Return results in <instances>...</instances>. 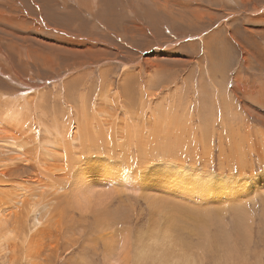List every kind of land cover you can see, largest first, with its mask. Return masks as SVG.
Returning <instances> with one entry per match:
<instances>
[{
	"label": "rangeland",
	"instance_id": "1",
	"mask_svg": "<svg viewBox=\"0 0 264 264\" xmlns=\"http://www.w3.org/2000/svg\"><path fill=\"white\" fill-rule=\"evenodd\" d=\"M107 86L113 97L125 95L127 137L122 146L117 149L116 142V153L110 143V150L93 147L79 157L75 154L71 168L62 161L70 172L59 192L50 182L56 174L52 178L47 173L46 184L52 186L37 191L29 184L30 202L41 210L34 208L42 219L40 227L34 224L30 202L19 209L0 195L7 216L2 214L0 226L6 228L9 221V237L16 236L25 246L11 262L0 228V264H111L118 259L127 264H199L200 258L203 264H264V0H0L1 97L32 100L30 109L49 128L64 111L62 101L73 105L71 98L96 95L90 101L98 105L106 98L97 92ZM126 86L131 96L122 90ZM145 91L165 114L179 110L181 126L169 130L163 121L151 124L145 103L139 102L149 99ZM64 112L70 118V111ZM109 122L108 131L112 118ZM38 144L32 142L35 148ZM2 146L0 166L20 157ZM35 153L42 154L40 149ZM160 165L176 167L173 178L186 186L187 194L171 188V172H160ZM181 167L211 173L212 179H231L233 185L224 194L205 193V186L197 188L184 178ZM28 169L26 165L20 170L17 180L35 173ZM125 169L133 183L117 182ZM86 177L93 179L86 182ZM148 182L151 189L145 187ZM17 192L12 191L14 200ZM89 197L87 206L106 202L104 210L84 214L77 201ZM177 203L200 212L183 215L174 208L181 207ZM169 211L181 219L172 221ZM124 242L126 249L121 248ZM138 243L149 246V254L139 257ZM158 253L180 254L182 259L162 263Z\"/></svg>",
	"mask_w": 264,
	"mask_h": 264
},
{
	"label": "bare ground",
	"instance_id": "2",
	"mask_svg": "<svg viewBox=\"0 0 264 264\" xmlns=\"http://www.w3.org/2000/svg\"><path fill=\"white\" fill-rule=\"evenodd\" d=\"M87 3V2H86ZM46 26V25H45ZM81 76V75H80ZM125 80H127L126 78H124ZM125 82V81H124ZM122 82V84L124 83ZM124 85V84H123ZM126 85V84H125ZM122 86V85H121ZM177 88V87H176ZM75 89V88H74ZM101 91L97 92V97H101V98H106L105 100H101V103H99L98 105H95V102L91 103L90 101V98H92L91 96L93 95H90V96H87V100L85 98H82L80 100H77V98H71V100L73 101V105H70V103L68 102H63L62 101V106H64V111H70V118L68 116V113H65L64 111H61V115L58 116L57 118H54V122L53 124H51L48 127H44L41 123L40 120L37 119L36 117V110H31L30 107H34V105L31 104V102H33L32 100L30 101V103H27L25 102V100L23 99H17V100H14L12 101L11 99H6V98H3V96L1 97L0 96V132H2V137H0V143L3 145L2 148L5 149V148H10L12 150H14L17 154L20 155V157L16 158V159H11L12 160V164L10 163H7V164H3L0 166V195L1 197L4 196V201L6 202H10L9 199H11V202H14L12 204H15L14 206H16L17 208L21 209V207L25 206L27 204V202L29 203L30 200H31V195L32 192L31 190H27L26 188L28 187H32V184H35L36 185V190H41L45 187L48 186V184H46L48 181H47V173H50L51 177L52 175H55L56 174V177L57 179H54L53 181H50L51 184H54L55 186H52V188H56L55 189H52L51 190H55V192H59L61 189H64L62 186L64 185L63 184V180L67 179L68 178V173L70 172V169L68 170V168L70 166H73V164L75 163H71L70 161H72L71 159H73V157L75 156H81V153L82 155L85 154L86 151H94L92 148L95 147H100L101 151H105V146L108 150L111 149V145H113V149H111V152H114L116 153L117 152V149L120 148L122 145V140H123V137H127V133H126V129L124 127L125 125V122L124 121V118L122 117L123 116V111L125 109L124 107V99H125V95H121V93H118L120 94V96L118 97H113L114 95L112 94L111 92V89L112 87H106V88H103L101 87L100 88ZM128 86L126 87H123L122 90H125V94L127 96H131L132 93L130 92V90H128ZM153 91V90H152ZM146 92V96L149 97V95H151V93H148L147 94V91ZM66 93V92H65ZM117 94V93H116ZM118 95V94H117ZM74 96V95H73ZM72 96V97H73ZM80 96V95H79ZM96 96V95H95ZM93 96V98L95 97ZM85 97V96H83ZM100 98V99H101ZM141 98V97H140ZM77 100V101H76ZM92 100V99H91ZM154 99H145V100H139L140 103L144 104L145 103V107H146V110H145V114L146 113H149L147 116H146V119L152 124L154 123L156 120H157V124L161 123H164L166 126L169 127V130H174V129H177L178 126H181L180 124L183 122V120H181V118H179L178 116L180 115L179 114V110H174V109H171V110H166L167 113L165 114L164 111H161L158 107H156V104H154L152 101ZM98 101V100H97ZM144 102V103H143ZM155 102V101H154ZM72 103V102H71ZM77 105H80V109H76L78 106ZM101 105V106H100ZM73 106V107H72ZM57 107V106H56ZM61 107V106H60ZM38 108V107H37ZM102 108V109H101ZM126 111V110H125ZM182 112V111H181ZM189 113V112H188ZM112 114V115H111ZM168 115V116H167ZM68 116L70 122H65V120H67L68 118L66 117ZM140 116V115H139ZM165 116V117H164ZM182 116V115H181ZM191 116V115H190ZM145 117V116H144ZM166 117L170 118L169 120V123L167 122L166 120ZM183 117V116H182ZM192 117V116H191ZM111 118H112V126H111V129L114 128L112 131L109 128L108 126H110V122L111 121ZM115 118V119H114ZM174 118V119H173ZM177 118H179V120H181V122H179L178 120H176ZM190 118V117H189ZM139 119V118H138ZM174 120V121H173ZM138 121V120H137ZM141 121V120H140ZM144 121V119H143ZM170 121H173L172 122V126L170 125ZM128 123V121H127ZM136 123V122H135ZM110 124V125H108ZM148 124V123H147ZM43 128H42V126ZM115 125V127H113ZM149 125V124H148ZM105 126V127H103ZM131 126V125H130ZM154 127V124L151 125L150 128H147V132H149L148 134H151V131ZM128 128V127H127ZM131 127H129V130ZM162 128V126L160 127ZM183 128V127H182ZM102 129H103V132H102ZM133 129V128H132ZM135 129V128H134ZM160 131V130H159ZM111 132V133H110ZM163 132V131H162ZM198 132V131H197ZM110 133V135H109ZM157 133V132H156ZM166 133V131H165ZM1 134V133H0ZM194 134V133H193ZM200 134V133H198ZM204 134V133H203ZM165 136V134H164ZM124 138V139H125ZM135 138V137H133ZM165 138V137H164ZM163 138V139H164ZM171 138V136H170ZM166 139V138H165ZM186 140V139H185ZM203 141V140H202ZM32 142H38L39 146L38 147H33L34 145H32ZM116 142H117V149H116ZM161 142V141H160ZM159 142V144H160ZM167 141L164 140V143H166ZM92 143H98L99 145H96V146H93ZM110 143H112L110 145ZM157 143V142H156ZM162 142V145H166ZM177 143H181V141L177 142ZM183 143H186V142H183ZM190 143V142H188ZM198 143V142H197ZM203 143V142H202ZM103 144V145H102ZM105 144V145H104ZM123 144H125L123 142ZM182 144V143H181ZM192 144V142H191ZM31 148H29V146ZM95 145V144H94ZM158 145V144H157ZM185 145V144H184ZM203 145V144H202ZM156 146V145H155ZM145 147V146H144ZM151 147V146H150ZM159 147V146H158ZM165 147H168L167 151L171 148L170 146L166 145ZM170 147V148H169ZM185 147V146H184ZM197 147V145H196ZM123 148V147H122ZM183 148V147H182ZM198 148V147H197ZM205 148V147H204ZM23 149V151H22ZM38 149H40V151L42 152V154L40 156H37V154L35 153ZM165 149V148H164ZM163 149V151H165ZM175 149V148H174ZM177 149V148H176ZM195 149V148H194ZM86 150V151H85ZM96 150V149H95ZM162 150V149H161ZM171 150V149H170ZM180 150V149H179ZM71 152L69 155H68V152ZM80 151V152H79ZM99 151V150H98ZM146 151V150H145ZM174 151V150H173ZM172 151V152H173ZM181 151V150H180ZM205 151V150H204ZM155 152V151H154ZM183 152V151H182ZM206 152H207V149H206ZM51 153V154H50ZM100 153V152H99ZM99 153H97L98 155H100ZM105 153V152H104ZM119 154L122 153V150L119 149L118 151ZM147 153V152H145ZM151 153V151H150ZM177 153V152H176ZM197 153V152H196ZM59 155V157H57L56 155ZM103 154V152H102ZM109 154V153H108ZM173 154V153H172ZM182 154H185V153H182ZM193 154V153H192ZM198 154V153H197ZM39 155V154H38ZM25 156V157H23ZM105 156H107L105 154ZM164 156V154H163ZM172 156V155H171ZM179 156V155H178ZM209 156V155H208ZM120 157V156H119ZM132 157V156H131ZM149 157V155H148ZM24 158V159H23ZM58 158V159H56ZM154 158V157H153ZM164 158V157H163ZM167 158H169L167 156ZM74 159H76L74 157ZM73 159V161H74ZM159 159V158H158ZM66 161L69 165V167L66 169L65 165L63 164H60L62 161ZM88 160V159H87ZM168 160V159H167ZM177 160V159H176ZM20 162V163H19ZM157 162V161H156ZM155 162V163H156ZM169 161L165 162V163H168ZM177 162V161H176ZM179 162V161H178ZM181 162V161H180ZM159 163V162H158ZM157 163V164H158ZM161 163V161H160ZM163 163V162H162ZM164 163V164H165ZM172 163V161H171ZM170 164V163H168ZM178 164V163H177ZM181 164V163H179ZM27 165V167H30V172H35V173H32L33 175L30 177V178H26L25 180H17V177L18 175L16 174H19L20 173V170H22L23 168H25ZM174 165V164H173ZM191 166V165H190ZM193 166V165H192ZM96 167V166H95ZM103 167V166H102ZM111 167V166H110ZM121 167V166H120ZM185 167V166H183ZM183 167H181L180 170L182 172V175L185 176L184 178H190L195 184H196V187L197 186H205L203 187L204 189V192L207 193V192H210V193H214L216 191H222V194H224V190L227 186H229V188H231L230 185H233L232 184V181L231 179L226 181V178L224 177H221V176H217L218 178L216 179H212L211 178V173H192L193 171L190 170L191 168L189 167H186L184 169H182ZM195 167V165H194ZM193 167V168H194ZM71 168V167H70ZM89 168V167H88ZM198 168V167H197ZM201 168V167H199ZM203 168V167H202ZM99 169V168H98ZM108 169V168H107ZM169 169V170H168ZM110 170V168H109ZM115 170V169H114ZM163 170H168L170 171L171 173V180L169 183H172L173 186L171 188H174V189H177V191H183V193H186L187 192V189H186V186H181V182L179 183V179L176 180V178H173L174 177V173L176 175H178L175 171H176V167L175 166H168V165H163L161 167L160 165V169L159 171H163ZM177 170V171H178ZM16 171H18V173H15ZM116 171V170H115ZM203 171V170H202ZM207 171V170H206ZM98 172V171H97ZM117 172V171H116ZM154 172V171H153ZM164 172V171H163ZM43 174V178L44 179H41V175L39 176V174ZM59 173V174H57ZM109 173V172H108ZM117 173H120L117 172ZM116 173V175H117ZM123 173V172H122ZM133 173V172H132ZM103 174V173H102ZM160 173L157 172V175H159ZM192 174V175H190ZM91 175V174H90ZM89 175V176H90ZM93 175V174H92ZM152 175V174H151ZM165 175V174H164ZM115 176V175H114ZM118 176H120L118 174ZM161 176V175H159ZM54 177V178H56ZM82 177L85 178V176L83 175ZM88 177V176H87ZM86 177V182L89 181V180H92L93 177H90V178H87ZM116 177V176H115ZM132 177V176H131ZM49 178V177H48ZM53 178V177H52ZM108 178V176H107ZM117 178V177H116ZM134 178V177H133ZM173 178V179H172ZM256 178V177H255ZM50 179V178H49ZM252 179V178H251ZM110 180V179H109ZM107 180V181H109ZM144 180V179H143ZM182 180V179H181ZM184 180V179H183ZM242 180V179H241ZM244 180V179H243ZM78 181V180H77ZM161 181V180H160ZM240 181V180H239ZM80 182V181H79ZM102 182V181H101ZM246 182V180H245ZM257 182V181H256ZM106 183V182H105ZM192 183V182H191ZM193 183V184H194ZM241 183V182H240ZM243 183V182H242ZM30 184V186H29ZM96 184V183H95ZM99 184H100V181H99ZM127 184V183H126ZM129 184V183H128ZM136 184V183H135ZM150 183L148 182L147 185L145 187H147L148 189H151V186L149 185ZM186 184V183H185ZM248 184H249V181H248ZM247 184V185H248ZM174 185L176 187H174ZM250 185V184H249ZM84 186H90V184H87V185H84ZM98 186V184H97ZM129 186V185H128ZM245 186V185H244ZM100 187V186H99ZM236 187V186H235ZM94 188V187H93ZM145 189V191H147L148 189ZM194 188V187H193ZM198 188V187H197ZM238 188V187H237ZM243 188V186H242ZM169 189V187H168ZM200 189V188H199ZM202 189V188H201ZM14 190H18L20 192H17L16 193V199L14 200L13 198H11V194L12 191ZM48 190V189H47ZM172 190V189H171ZM170 190V191H171ZM195 190V189H194ZM198 190V189H197ZM236 190V189H235ZM234 190V191H235ZM80 191V190H79ZM117 191V190H116ZM162 191H165V190H161ZM167 191V190H166ZM191 191H192V188H191ZM230 191V190H229ZM228 191V192H229ZM54 192V193H55ZM168 192V191H167ZM15 193V192H14ZM193 193H195L193 191ZM198 193V192H197ZM209 193V194H210ZM227 193V192H226ZM231 193V192H230ZM239 193V192H238ZM6 194H8V196L6 197ZM74 194V192H73ZM76 194V193H75ZM187 194V193H186ZM185 194V195H186ZM196 194V193H195ZM217 194V193H216ZM233 194V193H232ZM202 196V193L200 194ZM199 195V196H200ZM212 195V194H211ZM226 195V194H225ZM230 195V194H229ZM14 196V197H15ZM29 197L28 199H23L24 197ZM31 196V197H30ZM200 196V197H201ZM223 196V195H222ZM235 196V195H233ZM146 197V196H145ZM149 196H147L146 198H148ZM203 197V196H202ZM221 197V195H220ZM228 197V196H227ZM79 198V197H78ZM159 198V197H158ZM189 198V197H188ZM204 198V197H203ZM226 198V197H225ZM239 198V197H237ZM83 199V198H81ZM150 199V197L148 198ZM191 199V198H190ZM201 199V198H200ZM228 199V198H227ZM226 199V200H227ZM9 200V201H8ZM33 200V199H32ZM84 200V199H83ZM194 200V199H193ZM199 200V199H198ZM229 200V199H228ZM2 201V200H1ZM0 203H3L1 202ZM80 201V200H79ZM110 201V200H109ZM195 201V200H194ZM111 202V201H110ZM204 202V201H203ZM35 201L34 202H30V205L32 204V209H30V212H32V215H33V221H34V224L37 226H41L42 223H41V220L39 217H37V215H35V212L36 211H41L37 208H35ZM150 203H151V200H150ZM168 203V202H167ZM193 203V202H192ZM199 203V201H198ZM201 203V201H200ZM5 204V203H4ZM89 204V203H88ZM171 204V202H170ZM174 203H172L173 205ZM176 204V203H175ZM179 204V203H177ZM197 204V203H196ZM209 204V202H208ZM223 204V202H222ZM3 205V204H2ZM152 205H153V202H152ZM203 205V203H202ZM210 205H214V204H210ZM217 206V204H215ZM220 205V204H219ZM178 206V205H177ZM179 206H181L179 204ZM170 207V205H169ZM3 207H1V204H0V217L2 216L3 214V217L6 218V214H5V209H1ZM34 208L36 209V211L34 210ZM42 208V207H41ZM174 208L179 212L183 213L185 212L186 215H190V214H198L200 212V210L198 208H195V207H188V206H181V207H176L174 206ZM218 208V207H217ZM221 208V207H219ZM45 208L42 209V212H47L46 209L44 211ZM159 209H161V211L163 213L166 214V211L165 210V207L164 206H161ZM204 209V208H203ZM174 210V211H176ZM20 211V210H19ZM18 211V212H19ZM202 211V210H201ZM208 211V210H207ZM211 209H210V213H211ZM206 212V210H205ZM22 213V212H21ZM170 213V211H169ZM172 213V212H171ZM170 213V214H171ZM208 214V213H206ZM39 215H42V213L40 212ZM105 215V214H104ZM172 215V214H171ZM184 215V213H183ZM203 216V215H202ZM206 216V215H205ZM3 217H2V220H3ZM20 217V216H19ZM100 217V216H99ZM171 220L172 221H177L178 219H181V218H178L175 216V215H172L171 216ZM193 217V216H192ZM196 217H200V215H197ZM183 218V217H182ZM187 219L189 218L186 217ZM23 219V218H22ZM196 219V218H195ZM203 219H205L203 217ZM190 220H192L191 216H190ZM215 220V218H214ZM218 220V219H216ZM1 221V219H0ZM168 221V219H167ZM166 221V222H167ZM194 221V220H193ZM206 221V220H204ZM211 221V220H210ZM213 221V220H212ZM4 222V221H3ZM9 222V221H8ZM7 222V227L5 225L6 228H4L3 226H0V228H3L4 229V234L2 236V239H3V242L4 241H7L6 242V245L8 243L7 246H10L9 247V251L8 252H11L12 256V260L11 262H16L17 260V257L15 256V253H19L22 246L23 248L25 247L23 243H21L20 240L16 241V236H13V238H10L9 237V223ZM196 222V220H195ZM188 223V222H187ZM198 223V222H197ZM201 223V222H200ZM199 223V224H200ZM166 224V223H165ZM173 224V223H172ZM190 224V223H188ZM4 225V224H2ZM39 226V227H40ZM189 226V225H188ZM191 226V225H190ZM199 226V225H198ZM171 228L173 226H170ZM206 227V226H205ZM169 228V227H168ZM169 228V229H171ZM199 228V227H198ZM204 228V227H203ZM202 228V229H203ZM180 230V229H179ZM179 230H176V231H179ZM34 231V230H33ZM153 231V230H152ZM194 231H195V228H194ZM200 231V230H199ZM154 232V231H153ZM201 232V231H200ZM167 232H165L166 234ZM176 234V233H175ZM195 234V233H194ZM79 235V234H78ZM150 236V235H149ZM19 237V235L17 236ZM159 237V236H158ZM178 237V236H176ZM150 238V237H149ZM175 238V237H174ZM24 239V238H23ZM155 239V238H154ZM179 239V238H178ZM144 240V239H143ZM142 240V241H143ZM181 240V238L179 239ZM203 239L201 238V242ZM30 241V240H28ZM176 241V240H175ZM179 241L177 240V243ZM205 242V241H204ZM11 245H10V244ZM139 244V243H138ZM151 244V243H150ZM182 244V243H181ZM204 244V243H202ZM2 245V243H1ZM26 245V244H25ZM155 245H156V242H155ZM164 245V244H163ZM162 245V246H163ZM3 246V245H2ZM138 246H140L138 248V250L136 249V251H138V256L140 257V255H145V254H149L148 252H150V247L149 246H146V244H139ZM158 246V244H157ZM159 246H160V243H159ZM165 246V245H164ZM163 246V247H164ZM203 246V245H201ZM208 247V245H205ZM1 247V246H0ZM191 247V246H189ZM207 247H204V248H207ZM22 248V249H23ZM108 248V247H107ZM142 250H141V249ZM152 248V246H151ZM156 248V247H155ZM160 248V247H159ZM165 248V247H164ZM158 249V247H157ZM201 249V248H200ZM224 249V248H223ZM140 250H141V253H140ZM167 250V249H166ZM1 251H4V250H1ZM153 251V250H151ZM157 251V250H156ZM155 251V252H156ZM159 251V250H158ZM210 251V250H209ZM7 252V250H6ZM134 252V253H135ZM160 252V251H159ZM162 252V251H161ZM198 251L194 252V253H197ZM206 252V251H205ZM3 253V252H2ZM154 253V252H152ZM163 253V252H162ZM188 253V252H187ZM165 254V253H164ZM164 254H161V253H158L159 257H160V261L162 263L166 262L168 263L167 261L169 260H173V261H177L178 257H180V254H170V255H165ZM20 255V254H19ZM187 255V254H186ZM198 255V254H197ZM182 256V255H181ZM146 257V256H145ZM152 257V256H150ZM165 257V258H164ZM189 257V256H187ZM118 258V257H117ZM142 258V256H141ZM139 259V260H143V259ZM149 258V257H148ZM156 258V257H155ZM154 258V259H155ZM181 258V257H180ZM185 257L183 256V259ZM194 258V257H193ZM138 259V258H137ZM158 259V258H157ZM182 259V258H181ZM180 259V260H181ZM195 259V258H194ZM197 259V258H196ZM138 260V261H139ZM146 260V259H144ZM156 260V259H155ZM186 260V259H185ZM201 261L197 260V262L199 261V264H203L202 262V259L200 258ZM228 260V259H227ZM111 261V260H110ZM153 261V260H152ZM190 261V260H189ZM196 261V260H195ZM229 261H231L229 259ZM157 262V260H156ZM159 262V261H158ZM188 262V261H187ZM141 263H145V262H141ZM140 263V264H141ZM229 263V262H228ZM156 264V263H154ZM176 264H181V263H176ZM231 264V263H230Z\"/></svg>",
	"mask_w": 264,
	"mask_h": 264
},
{
	"label": "snow or ice",
	"instance_id": "3",
	"mask_svg": "<svg viewBox=\"0 0 264 264\" xmlns=\"http://www.w3.org/2000/svg\"><path fill=\"white\" fill-rule=\"evenodd\" d=\"M127 170L125 169L124 172L121 174V176L119 177L117 182L120 183H133V177L129 176L126 174ZM80 183H84L83 180L80 181ZM95 194H93L94 196ZM115 195H120V193H115ZM93 197H89L86 200L83 201H77L78 206L82 207L84 214L86 215H92L93 213H100L104 210L105 206H106V202H102L99 207H91V206H87L88 202L92 199ZM113 262V261H112Z\"/></svg>",
	"mask_w": 264,
	"mask_h": 264
},
{
	"label": "clouds",
	"instance_id": "4",
	"mask_svg": "<svg viewBox=\"0 0 264 264\" xmlns=\"http://www.w3.org/2000/svg\"><path fill=\"white\" fill-rule=\"evenodd\" d=\"M121 248L126 249L127 243L126 242L122 243ZM121 255L123 256V252L121 253ZM111 264H127V261L125 259H118V260L111 262Z\"/></svg>",
	"mask_w": 264,
	"mask_h": 264
}]
</instances>
